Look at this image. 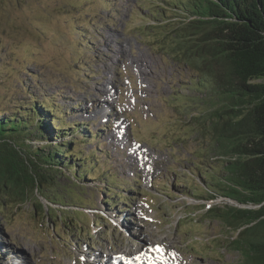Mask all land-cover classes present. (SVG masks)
Here are the masks:
<instances>
[{"label":"rangeland","instance_id":"1","mask_svg":"<svg viewBox=\"0 0 264 264\" xmlns=\"http://www.w3.org/2000/svg\"><path fill=\"white\" fill-rule=\"evenodd\" d=\"M139 4L0 0V108L48 96L62 111L92 121V135L102 129L84 146L95 149L92 181L79 188L65 172L52 187L62 195L76 191L68 202L73 219L55 217L54 205L48 218L38 190L22 203L19 196L0 202V264H84L88 250L133 252L145 242L165 243L180 264H240L242 256L228 249L236 233L215 215L204 217L201 201L168 188L178 180L191 184L183 173L200 159L213 162L210 122L194 121L208 116L203 102L212 96L190 87L200 75L183 62L187 51L174 55L173 38L157 37L169 29L131 13ZM206 202L220 211L236 206Z\"/></svg>","mask_w":264,"mask_h":264},{"label":"trees","instance_id":"2","mask_svg":"<svg viewBox=\"0 0 264 264\" xmlns=\"http://www.w3.org/2000/svg\"><path fill=\"white\" fill-rule=\"evenodd\" d=\"M148 2L139 0L138 10L131 13L149 27L169 29L157 37L173 38L174 55L187 51L183 62L200 75L190 87L200 88L204 97L212 96L203 102L208 116L196 115L194 121L203 126L210 122L213 162L200 159L183 173L191 184L178 180L168 188L201 201L204 217L215 215L236 233L228 249L242 256L240 264H264V0ZM45 97L33 95L24 105L0 108V202L16 203L17 196L25 202L29 192L38 189L49 204L44 209L47 217L54 205V216L69 221L74 215L68 202L78 197L76 191L66 195L71 192L67 191V198L52 187L65 172L72 174L79 188L92 181L95 149L87 153L84 146L102 129L92 135V121L62 111ZM114 195L130 201L121 192ZM217 198L236 206L222 211L212 205L206 208V201Z\"/></svg>","mask_w":264,"mask_h":264},{"label":"bare ground","instance_id":"3","mask_svg":"<svg viewBox=\"0 0 264 264\" xmlns=\"http://www.w3.org/2000/svg\"><path fill=\"white\" fill-rule=\"evenodd\" d=\"M136 63L139 66L138 70L143 73L141 65L144 63V61L140 62V60H137ZM157 250H158V247L153 248V250L150 251L149 249L144 250L143 246H141L140 249L135 250L136 252L134 251V253H133L136 259H134L133 257H130L129 259L135 260L138 264H140L139 261L141 262V264H147L146 261L152 262L154 264H165V262H167V259H165L164 256L161 259H155L153 257V255H152L153 251L157 252ZM162 250L166 253V255L168 254L167 250H165L164 248H162ZM157 253H159V252H157ZM168 261H169V264H172V259L168 258ZM132 264H135V262H133Z\"/></svg>","mask_w":264,"mask_h":264},{"label":"water","instance_id":"4","mask_svg":"<svg viewBox=\"0 0 264 264\" xmlns=\"http://www.w3.org/2000/svg\"><path fill=\"white\" fill-rule=\"evenodd\" d=\"M38 190V189H37ZM34 191H36V190H34Z\"/></svg>","mask_w":264,"mask_h":264}]
</instances>
